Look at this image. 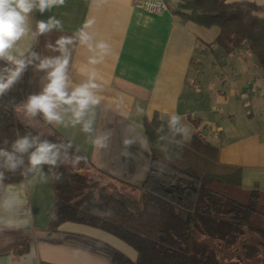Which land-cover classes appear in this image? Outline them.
Here are the masks:
<instances>
[{
    "label": "crops",
    "instance_id": "crops-1",
    "mask_svg": "<svg viewBox=\"0 0 264 264\" xmlns=\"http://www.w3.org/2000/svg\"><path fill=\"white\" fill-rule=\"evenodd\" d=\"M138 1L66 0L63 7L33 13V23L55 15L63 30L25 37L19 43L41 58L59 55L46 45L73 34L85 19H95L92 31L111 46L94 69L103 89L95 127L110 135L106 149L87 143L79 126L53 127L42 117L26 116L19 110L22 103L15 110L16 120L45 138H66L88 160L80 172L110 190L135 196L149 169L144 165L151 159L145 122L156 114L167 120L174 112L189 129L186 141L201 133L220 149L222 163L241 167L245 189L258 184L264 191V73L249 47L228 51L214 43L219 27L180 20L173 10L183 9L184 0H165L169 9L160 14L137 6ZM249 1L264 5V0ZM89 54L82 46L73 50L69 72L73 82L84 78L82 71L93 70L87 64ZM4 66L0 61V68ZM45 75L29 66L25 99L42 89ZM137 106L144 114L137 113ZM129 137L146 140L147 150L139 142L125 144ZM30 179L0 184V199L13 194L0 208V264H113L117 251L136 259L132 247L100 229L73 222L51 229L57 204L53 181L32 184Z\"/></svg>",
    "mask_w": 264,
    "mask_h": 264
},
{
    "label": "trees",
    "instance_id": "trees-1",
    "mask_svg": "<svg viewBox=\"0 0 264 264\" xmlns=\"http://www.w3.org/2000/svg\"><path fill=\"white\" fill-rule=\"evenodd\" d=\"M184 1L188 9L173 10L180 20L219 27L214 43L228 51L247 45L264 73V5L249 0ZM28 79L29 67L0 97V144L32 131L15 117L25 100ZM165 121L156 114L145 122L151 159L140 197L110 190L80 172L88 160L72 144L70 155L83 159L77 171L66 165L56 170L62 180H52L57 204L50 228L58 229L65 222L88 225L136 251L134 260L117 251L113 264H261L264 191L258 184L245 189L241 167L222 163L220 149L199 132L182 145L161 142L159 136L164 133L158 129ZM49 140L69 142L64 137ZM6 177V184L27 179L20 173Z\"/></svg>",
    "mask_w": 264,
    "mask_h": 264
},
{
    "label": "clouds",
    "instance_id": "clouds-1",
    "mask_svg": "<svg viewBox=\"0 0 264 264\" xmlns=\"http://www.w3.org/2000/svg\"><path fill=\"white\" fill-rule=\"evenodd\" d=\"M65 3L66 0H0V61L5 63L0 68V97L19 82L29 66H34L46 74V83L38 93L28 95L19 110L28 117H42L53 127L79 126L80 131L86 134L87 143L98 149H106L110 135L99 132L95 127L97 109L103 102V89L94 69L110 54L111 46L106 40L97 39L96 33L92 31L95 19H85L73 34L61 35L54 44L46 45L59 55L41 58L37 52L19 46L25 37L34 39L53 30H63L62 21L55 15L33 23V13L50 12L63 7ZM77 46L88 50L87 64L93 68L91 71H82L84 78L79 83L73 82L69 75L72 53ZM136 111L139 114L145 112L139 106ZM161 120L164 121L163 116ZM158 132L164 133L159 136V140L170 145H182L189 136L188 127L182 123L181 116L174 112L167 114V120L161 124ZM136 142L147 150L146 140L132 137L124 140L125 144ZM72 147L70 141L53 142L30 130L23 135L17 134L11 142L5 139L0 144V184L7 178V173L30 176L32 184H45L50 180L60 182L62 174L56 170L68 164L75 166L83 159L81 155H70ZM80 151L77 146L76 152ZM149 167L145 163V170ZM12 195L6 193L0 199V208L8 204Z\"/></svg>",
    "mask_w": 264,
    "mask_h": 264
},
{
    "label": "built area",
    "instance_id": "built-area-1",
    "mask_svg": "<svg viewBox=\"0 0 264 264\" xmlns=\"http://www.w3.org/2000/svg\"><path fill=\"white\" fill-rule=\"evenodd\" d=\"M136 5L155 14L163 13L169 9L165 0H141Z\"/></svg>",
    "mask_w": 264,
    "mask_h": 264
},
{
    "label": "rangeland",
    "instance_id": "rangeland-1",
    "mask_svg": "<svg viewBox=\"0 0 264 264\" xmlns=\"http://www.w3.org/2000/svg\"><path fill=\"white\" fill-rule=\"evenodd\" d=\"M180 7L181 8H188L189 6L187 5V4H185V5H180ZM68 168H70L71 170H73V171H77L78 170V166L77 165H75V166H73L72 164H68V165H66ZM140 195H141V192L139 193V194H135V196L134 197H140ZM261 264H264V259H263V261L262 262H260Z\"/></svg>",
    "mask_w": 264,
    "mask_h": 264
}]
</instances>
